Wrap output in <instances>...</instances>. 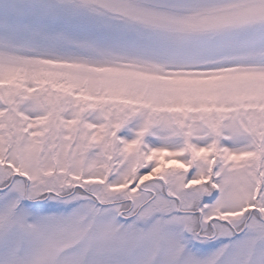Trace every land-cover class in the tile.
I'll return each instance as SVG.
<instances>
[{
    "label": "snow or ice",
    "instance_id": "snow-or-ice-1",
    "mask_svg": "<svg viewBox=\"0 0 264 264\" xmlns=\"http://www.w3.org/2000/svg\"><path fill=\"white\" fill-rule=\"evenodd\" d=\"M0 264H264V0H0Z\"/></svg>",
    "mask_w": 264,
    "mask_h": 264
}]
</instances>
